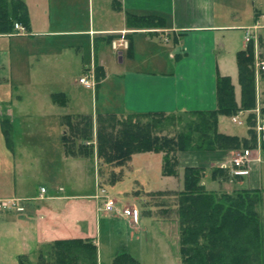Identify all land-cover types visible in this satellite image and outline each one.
Listing matches in <instances>:
<instances>
[{
  "label": "crops",
  "instance_id": "obj_1",
  "mask_svg": "<svg viewBox=\"0 0 264 264\" xmlns=\"http://www.w3.org/2000/svg\"><path fill=\"white\" fill-rule=\"evenodd\" d=\"M29 1L32 4L30 6L37 8L44 6L46 8L45 13H49V10H47L49 4L46 0ZM44 1L45 3H43ZM56 1L58 4L53 7L54 21L51 22L53 19L48 17L47 22L43 20L42 24L38 25V18L30 15L27 3L23 0L28 13V28L20 23L17 24L25 28L26 34L17 33L13 28L12 33L0 35V39L10 38V35H17L19 38L26 36L33 38L38 35V37L59 40L60 44L50 45L45 50L46 54L53 56L55 62H61L64 59L65 64L83 66L86 70L85 74L94 75L95 89L93 90L96 92L97 88L107 80L109 71H111L114 80L120 85L119 110L117 113L99 115L213 111L217 109L215 83L218 76L230 78L234 88L235 101L239 105L241 88L238 82L237 53L246 50L247 46L252 44L254 58L257 57V59L264 61V14L253 7L256 5V0H250L252 4L250 6L247 4L248 10L242 9V17L236 12L235 5L239 7L243 5L246 8L247 0ZM94 1L98 4V11L103 13L97 24H95L93 18ZM78 14L80 18L76 17ZM129 14L163 18L165 26H159L158 28L129 26L127 24V15ZM70 15L71 17H69ZM85 15H87L86 23L84 21ZM255 25L261 27L255 32L256 38L247 43L244 39V29ZM238 37H240V40ZM67 38H72L74 45L67 43ZM121 38L129 42L130 48L117 52L118 62L114 64L106 53V47L108 45L111 49V42ZM83 39L87 41L89 47L90 66L88 68L84 67L83 58L79 59L78 55L73 53V51L78 52ZM2 47H4V44ZM146 47L152 49L162 47L166 51V56L161 58L160 61L148 58L150 60L146 62L147 65L142 69L128 68L126 60L130 63L128 65H133L137 60L141 61L143 57L140 53ZM111 51L114 55V51L112 49ZM69 53L71 56L66 57ZM151 65L159 69H156V71L149 70L148 67ZM122 66H125L124 70L121 69ZM81 87L86 88L83 85ZM255 90L256 103L254 109L241 111L236 115L239 121L247 127V137L222 132L219 120L223 117L218 118L219 133L236 136L240 139L249 138L250 129L254 126L251 116L254 117L253 119L257 117L264 120V73H259L255 77ZM55 94H59V98L53 101L52 96ZM67 98V94L62 91L49 93L46 99L44 98L45 108L41 109V112H48L50 109L54 111L56 107L58 108L51 115L57 117L59 131L60 126L64 129L68 128V118L74 120V118L88 116L80 113L60 112L62 109L68 108L69 100ZM3 103L6 107L3 106ZM0 105H2L0 106L1 137L6 148L13 152L15 144L11 132H13L15 126L20 131L27 126L25 122L29 120L26 117L31 119L33 109L29 107L26 112L24 110L19 112L17 107L13 106V103L2 102ZM88 117L95 118L93 115ZM229 118L231 120V117ZM6 121L9 123L7 125L11 130L10 143H7L2 132L3 123H6ZM33 123H35V117L28 127ZM31 129H35V127ZM65 134H67V130L61 135L63 157L70 165H73L72 163L79 161L78 159L81 156L66 154L62 142ZM2 147L3 145L0 143V148ZM262 152H264V145L251 151L245 170L241 175H236L233 181L236 189L264 190L261 168L263 162ZM232 153L188 152L181 154L179 161L180 163L184 161L185 166L203 167L205 169L202 185L207 191H220V189L229 191L225 186L221 187L223 184H229L223 183L218 177L211 178V173L214 169H218L220 164L230 160L233 157ZM13 156V159H9L7 167L0 165V200H21L23 198V200L29 201L30 208L27 210V207L22 203L23 212L12 209L0 211V264H39L42 258L45 262L53 264L54 257H48L47 252L43 251V247L64 240H87L92 242L97 249L96 264H115V258L122 254L130 256V258L124 257L120 264L160 263L159 258H152V253L144 255L143 248L137 243L142 235L146 233V226L143 221L144 213H140L137 222L133 221L132 218L118 217L117 215L105 217L100 214L102 207L100 208L97 202L90 200L95 199L94 196L84 197L73 193L62 196L55 193L46 196L47 190L43 186L40 188L45 189V194L41 199L39 198L40 190L36 197H21L17 191V176L19 169L28 168L26 161L28 159L21 156L17 158L15 152H13ZM140 161L142 162V169L138 175L139 180L137 181L139 182L150 178L147 167L151 165V158L141 157ZM181 178L180 182H182ZM171 179L173 177L160 176L158 184ZM60 189H58V192H64ZM181 190L166 191L177 192ZM159 191L163 192L161 189ZM101 216L108 219L116 217L121 226L120 228L125 229L126 236L128 235L125 240L127 242L121 245V251L116 254L111 253L108 258H105V262L101 246H99L97 240L98 219ZM149 217L151 218V225L156 227L169 243L170 253L172 252L174 256L172 258H175L176 264H179L178 239H176V242L168 240L164 236L165 233L162 227L165 222L159 219L155 220L152 216ZM152 239L155 241L156 238ZM139 252L141 253L139 254ZM166 258L169 259V255H166ZM86 264H90V262L87 261Z\"/></svg>",
  "mask_w": 264,
  "mask_h": 264
},
{
  "label": "trees",
  "instance_id": "obj_2",
  "mask_svg": "<svg viewBox=\"0 0 264 264\" xmlns=\"http://www.w3.org/2000/svg\"><path fill=\"white\" fill-rule=\"evenodd\" d=\"M28 13L23 0H0V35L10 34L14 24L28 28ZM127 24L135 27L158 28L165 26L163 18L127 15ZM130 46V44H129ZM130 48V47H129ZM238 82L241 88V101H235L234 88L229 77L216 78L217 109L201 112L127 113L107 114L92 117L82 116L73 122L68 118L70 133L62 138L67 155L90 156L91 148L75 144L79 140L92 141L94 122L96 123L97 170L102 166H112L109 186L122 181L123 170L136 155L143 158L153 154L162 159V176H178L179 157L188 152H232L248 149L254 144L255 135L250 131L248 139L219 133L218 118L233 117L241 111L254 109L256 103L255 77L253 72V45L236 55ZM98 71V69H97ZM59 94L52 96L56 101ZM119 117H125L120 120ZM186 119H185V118ZM254 117L251 116L252 124ZM142 119H148L143 123ZM177 121L183 127L173 136L159 134V126L165 122ZM3 123L2 132L10 143V128ZM9 146V145H8ZM182 190L178 192L156 190L151 195L176 197L173 207L165 209L162 201V215L174 213L178 235L177 252L179 264H264V219L257 207L263 202L264 190L238 189L230 191H207L202 185L203 167H182ZM119 170V171H120ZM225 177L221 169H214L211 178ZM145 211V212H144ZM145 215H154L152 207H146ZM155 218V216H152ZM173 217V216H172ZM165 223L167 218L161 219ZM48 257L53 256V264H96L97 249L87 240L56 241L44 246ZM122 254L115 258L120 264ZM24 264V263H22ZM39 264H50L43 258Z\"/></svg>",
  "mask_w": 264,
  "mask_h": 264
},
{
  "label": "rangeland",
  "instance_id": "obj_3",
  "mask_svg": "<svg viewBox=\"0 0 264 264\" xmlns=\"http://www.w3.org/2000/svg\"><path fill=\"white\" fill-rule=\"evenodd\" d=\"M27 3L28 11L32 17L38 18V25L43 20L47 22V18L50 17L51 22L54 21V9L58 2L56 0H46L49 4L46 12V8L32 7L29 0H24ZM45 3V1L43 2ZM247 4H252V1H246V8L242 6H236V12L242 17L243 11L248 10ZM255 7L262 14H264V0H256ZM97 3L94 1V21L95 24L101 19L103 13L98 11ZM73 16V15H72ZM87 15H85V23L87 22ZM71 17V15L69 16ZM80 18V15H76ZM40 19V21H39ZM50 22V20H49ZM40 24V25H41ZM29 34V33H28ZM74 39V38H73ZM240 40V37H238ZM65 40V39H64ZM67 43L74 45L72 38L66 39ZM0 43L4 44L1 48L0 45V104L2 102L13 103V106L17 107L19 112L21 110H28L29 107L33 109V114L31 119L26 117L30 122L33 121L35 117V123L30 124L29 121L25 122V128L20 131L17 126L11 132L13 143L15 144V155L17 158H27L28 168L19 169L17 176V191L18 195L21 197H36L41 186L47 190L46 196L58 193L59 195H68L73 193L74 195L93 197L95 199H90L98 203L101 208L103 206V201L105 200L104 194H108L117 204L122 208H131L142 214L146 207L153 208L152 216H155V220H161L162 217L168 219V221L162 224L164 236L170 241L176 242L178 235L176 233V223L173 214L162 215L160 210L162 201L163 204L168 207H173L176 202V197H157L151 195L156 190H173L182 189V182L180 178L182 175V167L185 166L181 161L180 167L176 168L178 176L173 177L170 181L160 182L158 184L160 176H162V159L155 157L153 154H147L148 158H151L150 167H147L148 172H150V178L148 180H139L140 170L142 169V162L140 158L142 156L136 155L135 160L130 161L123 170L119 168L114 169L115 172L123 173L122 181L114 186H109V181L111 180V172L113 171L112 166H102L97 170V155H96V123L94 122L93 140L83 141L79 140L75 144V152L78 153L77 146L82 145L86 148H91L93 152L90 156H81L79 161H75L70 165L63 157V149L61 143V135L65 130L67 134L70 133L69 129H64L57 124V117H54L56 110L50 109V111L41 112V109L45 108L46 96L49 93L62 91L67 94L68 108L62 109L60 112L67 113H80L83 115H99L103 113H117L119 110V96H120V85L114 80L111 71H109V76L107 80L97 88V92L93 89H86L81 87L78 80L80 77L85 76L86 70L83 66H76L72 64H65L63 59L61 62H55L53 56L46 54L45 50L53 45H59L60 41L56 39H50L46 37H38V35L33 38L26 36L24 38H19L17 35H10V38H1ZM66 44V43H65ZM106 44V43H105ZM79 45V44H78ZM88 44L84 39L81 40L80 48L78 52L73 51L78 58H83L84 67H89V57H88ZM49 51V50H48ZM106 53L110 56V59L114 64L118 62L117 52L113 55L110 47H106ZM141 56L143 57L141 61H135L133 65L126 60L128 68L138 69L144 67L148 60L158 59L166 56V51L162 47L149 48L146 47L141 51ZM71 56L70 53L66 57ZM64 58V57H63ZM150 58V59H148ZM125 66L121 69L124 70ZM149 70L156 71V66H149ZM73 85V86H70ZM3 106L6 107V105ZM2 106V105H0ZM40 109V110H39ZM59 112V111H58ZM47 113V114H46ZM50 113V116H49ZM125 117H119L120 120H124ZM185 118V117H184ZM186 119V118H185ZM79 119L74 118L73 122H78ZM142 122H148V119H142ZM220 129L222 132H228L227 134L242 135L247 137V127L242 125H235L232 123L229 117H223L219 120ZM184 123H178L177 121L165 122L159 126V134L166 136H173L178 130L183 127ZM254 125V124H253ZM35 127V129H31ZM1 132V130H0ZM250 138V137H249ZM0 143L3 145L0 148V165H5L9 163V159H13V152L7 149L5 143L1 137L0 133ZM254 140V144L251 143L250 151H253L258 147ZM90 150V149H89ZM242 150H239L240 152ZM233 155L237 151H232ZM261 152V151H260ZM80 156L75 153V156ZM262 179L264 185V152H262ZM138 160V162H137ZM135 163V165H134ZM139 163V164H137ZM137 169L138 171H136ZM120 170V171H119ZM225 177L222 178L218 176V179L223 183L226 182L229 185H221V187L227 188L230 192L236 189L233 181L236 175L231 172H225ZM148 177V176H146ZM164 177V176H163ZM182 180V178H181ZM203 180V179H202ZM226 180V181H225ZM144 185L143 187L141 185ZM160 185V186H159ZM155 186V187H154ZM159 186V187H157ZM230 186V187H228ZM157 187V188H156ZM61 188L64 192H58ZM219 191V190H218ZM221 191V189H220ZM108 192V193H107ZM178 192V191H177ZM263 202L257 207V212L261 219H264V194ZM23 200V198H21ZM83 202V201H80ZM24 206L29 207V201L23 200ZM145 212V211H144ZM102 216V212L100 213ZM99 217L98 219V244L101 246V251L103 254L104 262L105 258L111 253H118L121 251V245L124 244L127 236L126 230L121 229L119 221L116 217L111 219L105 217ZM116 216V214L110 215ZM120 217L119 215H117ZM173 216V217H172ZM143 221L146 226V233L142 235V238L137 241L140 247L143 248L144 255L152 253V258L160 259L161 264H176V259L172 258L173 254L170 253V245L167 243L166 239L162 236L160 231L151 225V218L149 216H144ZM173 222V224H172ZM264 236V233H263ZM152 238H156L153 241ZM141 248V249H142ZM141 252H139L140 254ZM169 255V259L166 258ZM174 257V256H173ZM172 258V259H171ZM173 262V263H172ZM158 262V264H160Z\"/></svg>",
  "mask_w": 264,
  "mask_h": 264
},
{
  "label": "built area",
  "instance_id": "obj_4",
  "mask_svg": "<svg viewBox=\"0 0 264 264\" xmlns=\"http://www.w3.org/2000/svg\"><path fill=\"white\" fill-rule=\"evenodd\" d=\"M261 26L255 25L253 27H248L244 29V39L247 43L252 42L255 37V32L258 28ZM14 29L17 33L26 34V30L23 26L20 24H15ZM129 47V42L124 39H118L111 42V48L113 51L118 50H127ZM254 71L256 77L259 75V73H264V61L257 59L255 57L254 62ZM79 83L87 88H93L95 86L94 81V75L93 74H87L83 78L79 79ZM232 123L241 125L242 122L239 121L238 117H232L231 118ZM255 137H256V143L258 146L264 144V120H261L260 118H256V126L254 129ZM251 156V151L249 149L242 150L240 152H236L233 157L228 160L225 163H222L219 165V168L225 171H229L235 175H241L242 172L245 170L247 163L249 162V158ZM45 194V189H40V195L39 198H42ZM102 194L106 195L105 192H102ZM105 200L103 202L102 207V214L103 216H110L113 214L123 216V217H130L133 219V221H137L138 213L135 209L130 208H122L120 207L117 202L110 196L106 195L104 196ZM21 200L20 199H6V200H0V211L5 210H15L18 212L23 211V207L21 206Z\"/></svg>",
  "mask_w": 264,
  "mask_h": 264
}]
</instances>
